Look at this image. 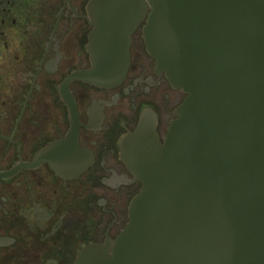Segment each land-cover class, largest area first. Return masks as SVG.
Here are the masks:
<instances>
[{"label": "water", "instance_id": "95a60500", "mask_svg": "<svg viewBox=\"0 0 264 264\" xmlns=\"http://www.w3.org/2000/svg\"><path fill=\"white\" fill-rule=\"evenodd\" d=\"M88 14L91 67L61 86L70 135L0 178L44 162L63 178L86 171L69 84L119 88L146 20L156 77L164 71L186 98L164 141L151 110L123 137L142 190L116 241L86 246L74 264H264V0H91Z\"/></svg>", "mask_w": 264, "mask_h": 264}, {"label": "flooded vegetation", "instance_id": "af4514ba", "mask_svg": "<svg viewBox=\"0 0 264 264\" xmlns=\"http://www.w3.org/2000/svg\"><path fill=\"white\" fill-rule=\"evenodd\" d=\"M91 0H0V172L32 163L73 129L61 86L91 67ZM133 32L131 62L119 88L74 81L78 147L92 163L63 178L49 162L0 178V264H74L83 248L115 242L130 221L142 183L121 158L120 143L146 110L164 141L186 94L161 80L144 38ZM70 164L65 171H72Z\"/></svg>", "mask_w": 264, "mask_h": 264}]
</instances>
